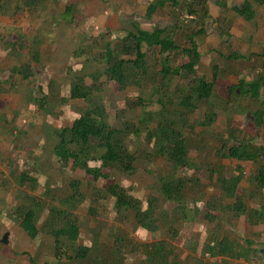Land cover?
<instances>
[{"label": "rangeland", "instance_id": "rangeland-1", "mask_svg": "<svg viewBox=\"0 0 264 264\" xmlns=\"http://www.w3.org/2000/svg\"><path fill=\"white\" fill-rule=\"evenodd\" d=\"M151 1L153 0H49L46 6L36 9L18 8L9 16H2L0 13V256L3 254L2 250L10 255L14 250L20 253L16 255L17 258L27 261L28 264H33L31 256L37 264L56 261L51 237L40 233L37 238L31 240L20 224L12 219L21 189L41 196L47 184L64 193L70 189V179L77 178L83 182L85 189L88 182H93L98 187H106L109 183L116 182L142 200L143 207L147 206L150 194L161 196L157 182L160 176L169 173V165L165 158L148 153L149 147L144 134L140 138L134 134L127 138L128 147L138 155L135 171L123 174L112 168H104L103 171L109 176L96 182L93 176L87 175L84 170L73 169L72 162L61 166L53 154L51 140L44 133L45 123L55 127L68 126L80 116L81 110L88 106L84 99L70 98V72L80 70L83 65L84 71L102 68V53L105 52L108 41L115 46L135 24L147 30L154 26L161 29L175 27L174 40L183 48L188 45V34L203 28L206 32L195 37L201 52L196 75H204L211 81L214 65L217 64L223 69L224 72L216 83L218 94L223 99L229 96L230 84L238 83L240 79L250 81L263 74L264 49L260 48L259 52H254L246 38H235L231 34V27L223 23L222 16H214L211 12L208 18L200 20L198 15H193L194 19L190 22L189 9L185 8L179 12V21H176L174 12H171L172 7L167 4L148 18L146 9ZM210 1L212 0H206L209 12L213 5H210ZM217 1L220 7V0ZM243 5L241 4L242 9ZM69 8L70 13L67 12ZM196 8L201 12L199 6ZM244 18L251 22L254 20L245 16ZM5 42H16L21 46L18 50L25 52L26 59L33 65V76L30 79H23L13 71L14 64L6 57L8 52ZM240 43H243V46H240ZM38 44L41 46V54L40 61L36 62L37 59L33 55L37 52ZM254 47L258 49L257 46ZM147 49L152 59L154 54L145 44L144 50ZM29 50H33L32 53ZM174 58V65L189 61V58L180 52L175 53ZM87 82L92 84L90 76H87ZM101 87L111 123L120 112L124 116L131 115L128 111L131 109L127 108L129 101L138 102L140 98H144V107L157 108L156 104L151 103L156 101L157 97L149 99L150 89L132 86L121 90L117 83L106 79L104 81L103 78ZM45 94L50 96L47 100L48 110L33 101L41 99ZM261 98L264 100V86L261 88ZM205 104L192 113L189 127L187 126L190 155L198 160L201 168H182L179 172L181 176L200 180L199 183L193 180L189 182L186 191V204L192 209L191 213H195L196 207L200 211L196 219L185 223L177 221L170 230L163 226L166 224L154 232H147L144 228L133 230L132 211L128 212L129 220L117 222L119 220L116 218L113 197L102 199L95 204L96 214L91 215L89 207L93 203L90 201L91 192H88V199L76 210L81 225V243L91 244L94 239L92 228L96 220L108 225L120 224L129 232L133 242L139 245L158 238L169 239L174 252L178 254L176 257H179L183 264H192L198 257L202 260V254L205 253L204 244L211 240L212 233L216 238L226 235L238 239L253 237V247L257 248L253 263L264 264V223L254 228L258 232L255 235L246 231L243 226L236 228V224H233L234 228L231 229L228 225L230 220L220 211H213L215 216L221 218L217 223H210L204 218V214L210 211L207 208L208 199L221 194L216 184L217 175L212 178L210 171L214 170L213 168H222L228 175L236 172L237 161L221 158L216 153L221 145L220 135L226 136L227 132L233 131L240 138H250L264 147V128L257 129L253 112L255 109H247L246 99H240L231 106L237 113L232 112L231 108L228 109L229 112L220 109L213 125H200L198 121L203 118L208 107ZM142 110V106L137 108V114H141ZM192 123L194 127L190 128L189 124ZM225 136L222 139H225ZM229 144L236 142L230 140ZM90 165L101 164L99 161H91ZM242 166L244 178L239 184V192L249 187L248 178L255 163L244 161ZM21 172H27L35 178L34 188H31L29 183L24 186L17 181ZM171 203L164 201L163 207L170 211L173 207ZM249 205L258 206L254 201ZM47 214L46 209L38 223L39 226ZM175 230L180 232H174ZM102 232L101 240L106 241L107 231ZM176 233V237H173ZM4 236L7 243L2 242ZM193 242H196V251L192 249ZM136 250L126 254L124 264H145L142 247L137 250L139 253Z\"/></svg>", "mask_w": 264, "mask_h": 264}, {"label": "trees", "instance_id": "trees-1", "mask_svg": "<svg viewBox=\"0 0 264 264\" xmlns=\"http://www.w3.org/2000/svg\"><path fill=\"white\" fill-rule=\"evenodd\" d=\"M48 2L49 0H0V13L2 16H9L18 8L32 10L46 6ZM167 4L172 7L171 12H174L176 21H179V12L185 8L189 9L190 22L194 19L193 15H198L200 20L210 16L206 0H153L146 9V16L151 18L158 9L165 8ZM196 6L201 8V12ZM243 6L240 13L252 20L254 13L251 2L248 1ZM67 12L70 13V8ZM174 29L175 27L161 29L154 26L147 30L135 24L115 46H112L110 41L106 43L105 52L102 53V68L84 71L83 65V69L70 72V98L84 99L88 106L81 110L80 116L68 126L55 127L44 124V133L51 140L53 154L60 165L67 166L72 162L73 169L84 170L87 175L93 176L96 182L109 176L103 171L104 168H112L123 174L133 173L138 155L128 147L127 138L131 134L137 138L144 134L149 147L148 153L165 158L169 173L160 176L157 182L161 196L150 194L146 207H143L142 200L116 182L109 183L106 187H98L93 182H88L85 189L81 180L71 178L68 191L61 193L46 184L41 196L30 194L24 189L19 190V202L14 207L15 215L12 214L11 218L20 224L31 240L37 238L40 233L52 238L56 261H46L44 264H124L126 254L134 253L140 247L145 264H183L181 259L176 257L178 254L174 252L169 239L158 238L139 245L133 242L129 232L120 224L108 225L96 220L92 228L94 239L91 244L81 243V225L76 210L88 199V192H91V215L96 214L95 204L102 199L113 197L116 218L119 220L117 222L129 220L128 212L132 211L133 230L144 228L154 232L163 224L170 230L177 221L192 222L200 211L196 207L195 213H191L192 209L186 204V191L189 182L193 180L199 183L200 180L179 175L182 168H201L198 160L190 155L187 139V126L192 113L206 103L207 111L198 124L211 126L215 123L220 109L228 111L229 108L233 109L231 106L235 105L234 103L246 99L247 109H255L253 112L257 129L264 128V100L261 98L264 72L251 81L240 79L238 83L230 84L229 96L223 99L218 94L216 85L224 72L223 69L215 64L211 81L204 75H196L201 52L195 37L206 31L201 28L189 33L188 45L180 48L174 40ZM145 44L154 54L152 59L149 56L150 51L144 50ZM20 47L16 42H5L7 57L14 64L13 71L23 79H30L33 76V65L26 59L25 52L18 50ZM40 49L38 44L37 52L33 55L37 59L36 62L40 61ZM32 51L29 50L30 53ZM177 52L184 54L189 61L174 65V54ZM87 76L92 78V84L87 82ZM101 78L117 83L121 90L132 86L150 89L149 99L157 97L156 101L151 102L156 104L157 108L144 107V98H140L138 102L129 101L127 108L131 109L128 110L131 115L124 116L120 112L111 123L102 96ZM49 97L45 94L41 99L33 101L48 110ZM141 106L142 113L137 114L136 109ZM232 112L237 113L234 109ZM189 125L190 128L194 127L193 123ZM220 136L221 145L216 153L221 158L237 161L236 172L228 175L222 168H213L214 170L210 171L212 178L217 175L216 184L221 194L208 199L207 208L210 211L204 214V218L210 223H217L221 218L215 216L213 211H220L232 221L244 218L251 225L264 223V147L250 138H240L233 131L227 132L226 136ZM224 136L226 138L222 139ZM230 140H235L236 144H229ZM91 161H99L101 165L91 166ZM244 161H252L255 167L248 178L249 187L239 192V184L244 178ZM17 181L24 186L29 183L31 188L35 187L36 182L27 172H21ZM164 201L172 202L170 211L163 207ZM252 201L257 202L258 206L251 207L249 203ZM46 209L48 214L39 226L38 223ZM103 230L107 231L106 241L101 240ZM177 231L179 230L174 232ZM176 235L177 233L173 237ZM195 244L196 242L192 243L194 250ZM253 245L254 242L250 238L238 239L228 235L216 238L212 233L211 240L204 244V252L212 257L210 264H222L213 260L217 256L243 258L253 263L257 251ZM30 258L33 264H37L32 256ZM199 262L201 260H198L197 264ZM225 262L223 264H227Z\"/></svg>", "mask_w": 264, "mask_h": 264}, {"label": "crops", "instance_id": "crops-1", "mask_svg": "<svg viewBox=\"0 0 264 264\" xmlns=\"http://www.w3.org/2000/svg\"><path fill=\"white\" fill-rule=\"evenodd\" d=\"M248 1H251L252 9L254 13V17L252 22H255L256 24H252L251 21H248L244 18L243 14L240 13V10L242 9L241 4H244ZM220 7L218 5L217 0L210 1V13L212 12V15L214 16H222L224 20V24L231 27V34L240 40H243V38H246L249 45H251V49L254 52H259V49H264V0H220ZM224 15V16H223ZM240 46H243V43L239 44ZM257 46L258 49H256ZM240 48V47H239ZM7 57V56H6ZM251 81V80H250ZM230 220V219H229ZM228 224L231 229L234 228L233 224H236V228H240V226H243L246 231H249L251 233H254L255 235L258 234L257 231L254 230L255 227L262 225L263 223L251 225L246 221V219L242 218L238 221H229ZM245 225V226H244ZM146 230V229H145ZM148 232V231H147ZM235 237V236H233ZM253 240L255 244V240L253 237H247ZM197 250V246L195 248V251ZM3 254L0 256V264H20L23 262V264H28L27 261L23 259H18L16 255H19L20 253H17L13 250L12 255L7 253L6 251H3ZM30 259V258H29ZM198 260L200 258L198 257L196 260L192 262V264H197ZM214 261L218 263L226 262L227 264H255L250 263L248 261H245L243 258L239 259H231V258H224L221 256H217L213 259ZM210 261H212V257H210L208 254L203 253L202 254V260L199 264H208ZM255 262V259L253 260ZM259 262V261H258ZM210 264V263H209Z\"/></svg>", "mask_w": 264, "mask_h": 264}, {"label": "water", "instance_id": "water-1", "mask_svg": "<svg viewBox=\"0 0 264 264\" xmlns=\"http://www.w3.org/2000/svg\"><path fill=\"white\" fill-rule=\"evenodd\" d=\"M2 242L7 243V238H6V236H4V237L2 238Z\"/></svg>", "mask_w": 264, "mask_h": 264}]
</instances>
